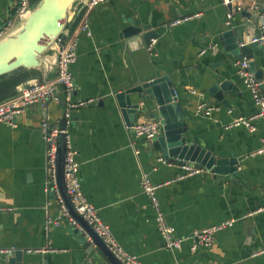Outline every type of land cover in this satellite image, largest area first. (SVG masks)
<instances>
[{
    "label": "crops",
    "instance_id": "0c3cea01",
    "mask_svg": "<svg viewBox=\"0 0 264 264\" xmlns=\"http://www.w3.org/2000/svg\"><path fill=\"white\" fill-rule=\"evenodd\" d=\"M17 2L0 0V31L14 22ZM228 12L223 0H109L92 11V36L78 35V61L72 68V101L85 105L69 109L59 88L58 100L31 105L15 126L0 125V248L15 252L1 254L0 264L10 259L11 264L103 261L100 247L64 214L63 200L51 189L42 123L48 120L61 129L67 113L83 192L117 242L142 264H264V155H253L264 143V120L254 121V132L245 125L228 126L259 108L238 72V58L225 45L231 39L225 37L228 32L239 44L264 34V14L248 0L234 6L231 25ZM186 17L190 19L170 25ZM134 19L157 33L150 51L125 38ZM251 54L250 62L264 80V49ZM152 75L171 78L192 141L218 157L239 160L236 179L211 172L179 178L185 174L181 166L158 163L148 141L135 136L134 117L129 116L130 126L113 97ZM217 78L236 88L225 93L229 107L213 102L209 88ZM192 90L206 94L219 109L211 116L198 111L203 99ZM150 121L142 116L136 122ZM144 175L162 185L157 191L160 210L175 237L226 221L233 226L218 233L208 248L193 251L192 240L180 249L169 248L157 226V210L142 188Z\"/></svg>",
    "mask_w": 264,
    "mask_h": 264
},
{
    "label": "water",
    "instance_id": "95a60500",
    "mask_svg": "<svg viewBox=\"0 0 264 264\" xmlns=\"http://www.w3.org/2000/svg\"><path fill=\"white\" fill-rule=\"evenodd\" d=\"M88 2L89 0H36L28 17L18 21L0 39V78L22 70L35 72L31 78L17 87L18 95L27 88L54 80L58 76L60 56L56 50L57 45L59 41L66 43L70 40ZM232 8L233 5H229V9ZM132 23V26L124 30L125 38L137 42V47L141 50H145L146 47L148 50L151 40L157 37V33L151 30L150 26L142 28L144 25L139 26L136 19ZM231 35V32L225 34L227 39L231 38L225 42L226 50L236 56L240 63L248 60L250 71L259 82H262L261 72L257 70L255 62H250V59H253L252 50L264 49V46L255 43L251 44V48L248 45L241 46ZM128 43L131 45L133 42ZM233 88L236 89L231 83L217 78L209 88V92L214 97L213 102L218 100L229 107L225 93ZM113 102L122 110L130 126L132 125L129 122L130 115L135 119L134 125L142 116L159 124V135L147 143L151 155H158L170 165L194 166L209 171L217 177L237 178L240 167L237 158L218 157L208 148L192 141L186 116L169 76L141 77L133 82L130 88L116 93ZM67 122L64 116L60 123L62 130H68ZM66 153L67 134L62 133L57 138L56 180L65 208L86 232L85 235L90 237L91 242L100 247L103 261L96 264H125L116 257L72 205L66 189ZM12 262L13 259H10L7 264Z\"/></svg>",
    "mask_w": 264,
    "mask_h": 264
},
{
    "label": "built area",
    "instance_id": "2783aa9c",
    "mask_svg": "<svg viewBox=\"0 0 264 264\" xmlns=\"http://www.w3.org/2000/svg\"><path fill=\"white\" fill-rule=\"evenodd\" d=\"M36 0H18L15 5L13 18L14 22H9L7 26L0 31V39L6 35V33L15 26V24L28 17L31 13L32 6ZM109 0H89L87 8L81 17V20L75 27L71 38L68 42L63 43L59 41L57 45V52L60 56L59 61V73L58 76L51 81L41 82L39 85L25 89L20 95L11 98L0 104V125L1 124H9L12 126L16 125V119L23 115L27 108L31 105L39 102L46 103L51 100H58V89L62 88L65 94V99L68 103L69 109H75L80 106L85 105L86 102H74L73 94L75 90V79L73 75V65L78 61V35L86 34L91 37V31L89 27L88 17L92 13L95 8L98 6L105 4ZM254 5L256 11H262L264 14V6L259 0H248ZM240 0H223L225 6L229 7V5H233V8L227 14V24L231 25L234 6L238 4ZM190 18H180L174 20L170 25L176 26L179 25ZM157 39H152L149 44V51L156 45ZM259 44L264 46V34H259L253 37L251 40L242 42L241 46L251 45V44ZM239 74L244 80V84L246 88L251 92L255 104L258 106L259 110L257 114L250 117H239L235 119L229 127L232 126H240L245 125L251 131H256L253 123L256 119L264 120V94L262 93V85L264 84V80L259 82L255 75L250 71L249 62L246 60L242 63H239ZM191 93L193 95L199 96L203 100L198 104V111H202L208 116H211L213 112L217 111L219 108L217 106H211V104L206 100V94L203 92H199L198 90H192ZM69 117V113L66 114V118ZM68 124V122H67ZM134 134L137 138L145 139L146 141L154 139L160 133V126L157 122L150 121L145 123H138L133 126ZM42 131L43 136L47 140L49 147L47 150L48 157V168L50 171V180L52 183V190L60 197L59 188L56 180V160H57V138L60 134H67V153L65 158V179H66V189L68 195L70 197L71 203L74 206L76 212L85 220L87 224H89L94 232L102 238V240L110 247L116 257L124 262L125 264H142L137 256L128 253L116 240L110 226L106 224L102 218L100 217L98 211L95 206L88 200L86 195L82 189V183L80 179V164L76 159V152L74 150L72 139L68 130H62L59 128H53L50 126L48 120L42 123ZM253 155H264V143L253 152ZM160 164H167V162L159 157L157 160ZM185 171L183 176H195L202 174L206 171L202 168H197L194 166H184L182 167ZM141 185L144 190V193L147 194L151 200L153 207L157 210V226L160 234L166 241V244L171 249H180L183 244L187 241L192 240V250L196 251L200 247L208 248L210 247L217 234L226 230L229 227L233 226L232 221H226L224 223L205 228L203 230H196L192 234L184 238L175 237V228L169 225L165 219V216L160 210V203L157 196V191L162 187V185L155 184L149 178V176L144 175L141 179ZM63 203V201H61ZM63 212L65 215L69 216L67 209L63 203L62 205ZM49 223H52L49 221ZM73 223L81 228L79 224L73 220ZM82 229V228H81ZM83 230V229H82ZM84 233H86L83 230ZM87 236V234H86ZM87 238L91 241L90 237ZM13 249H3L0 248L1 254H11Z\"/></svg>",
    "mask_w": 264,
    "mask_h": 264
},
{
    "label": "trees",
    "instance_id": "16d2710c",
    "mask_svg": "<svg viewBox=\"0 0 264 264\" xmlns=\"http://www.w3.org/2000/svg\"><path fill=\"white\" fill-rule=\"evenodd\" d=\"M32 71H19L0 78V104L18 96L17 87L34 75Z\"/></svg>",
    "mask_w": 264,
    "mask_h": 264
},
{
    "label": "rangeland",
    "instance_id": "374dc122",
    "mask_svg": "<svg viewBox=\"0 0 264 264\" xmlns=\"http://www.w3.org/2000/svg\"><path fill=\"white\" fill-rule=\"evenodd\" d=\"M259 110V109H258Z\"/></svg>",
    "mask_w": 264,
    "mask_h": 264
}]
</instances>
